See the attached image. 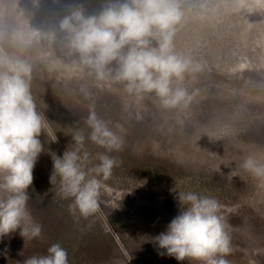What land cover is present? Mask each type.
Here are the masks:
<instances>
[{
	"label": "rangeland",
	"instance_id": "374dc122",
	"mask_svg": "<svg viewBox=\"0 0 264 264\" xmlns=\"http://www.w3.org/2000/svg\"><path fill=\"white\" fill-rule=\"evenodd\" d=\"M104 3L40 0L35 8L32 0H0V48L32 63L37 110L53 114L50 121L45 117V153L28 190L41 235L23 238L18 229L0 239V264H24L56 243L69 264H198L160 255L152 242L179 213L180 192L219 202L233 249L224 257L229 264H264V177L240 167L249 155L264 162V0H180L185 15L175 51L202 70L186 75L181 86L193 99L175 109L163 108L154 94L137 99L120 85H101L62 43L42 39L69 5L95 13ZM90 106L121 136L120 151L87 139ZM62 115L72 117L66 127ZM77 131L86 137V169L99 163V153L117 161L111 177L101 180L98 210L87 217L69 210L72 201L61 197L59 177L49 183L51 156L73 150Z\"/></svg>",
	"mask_w": 264,
	"mask_h": 264
},
{
	"label": "clouds",
	"instance_id": "9594fccd",
	"mask_svg": "<svg viewBox=\"0 0 264 264\" xmlns=\"http://www.w3.org/2000/svg\"><path fill=\"white\" fill-rule=\"evenodd\" d=\"M32 4L39 8L40 0ZM184 15L180 0H105L95 13H88L83 5H69L58 24L41 36L49 44L62 43L78 66L101 85H120L137 99L154 94L163 108L175 109L187 107L193 99L181 86L186 75L202 70L198 62L175 51L174 37ZM32 79V63L0 48V193L5 194L0 198V239L18 229L21 237L29 239L42 231L27 206L35 165L45 153L40 137L47 128L31 92ZM85 123L92 143L107 152L122 149L121 136L91 106ZM85 139L77 131L71 137L73 150L51 156L49 183L56 184L59 177L61 197L72 201L69 210L87 217L98 210L101 180L111 177L117 161L99 153V163L86 169L89 153L81 154ZM240 167L264 177V162L251 155ZM176 199L179 213L166 231L152 237L161 250L158 254L178 262L229 264L224 257L233 249L219 202L194 192L177 193ZM24 264H69L68 254L56 243L47 255L32 256Z\"/></svg>",
	"mask_w": 264,
	"mask_h": 264
},
{
	"label": "trees",
	"instance_id": "16d2710c",
	"mask_svg": "<svg viewBox=\"0 0 264 264\" xmlns=\"http://www.w3.org/2000/svg\"><path fill=\"white\" fill-rule=\"evenodd\" d=\"M51 110L49 109V110H44V113H45V117L47 118V120H51L50 119V116L52 117V115L53 114H51L52 112H50ZM65 116V118L63 117V115L61 116V118H60V120L59 121H61V127L63 126H65L66 127V125H69V123L72 121L71 120V116H66V115H64ZM56 118L57 119H59L58 118V116H56ZM63 123V124H62Z\"/></svg>",
	"mask_w": 264,
	"mask_h": 264
}]
</instances>
